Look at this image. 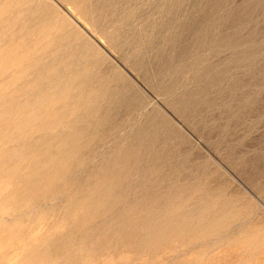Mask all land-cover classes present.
I'll list each match as a JSON object with an SVG mask.
<instances>
[{
  "label": "rangeland",
  "instance_id": "1",
  "mask_svg": "<svg viewBox=\"0 0 264 264\" xmlns=\"http://www.w3.org/2000/svg\"><path fill=\"white\" fill-rule=\"evenodd\" d=\"M4 1L0 121L23 123L0 124V264H264V0H28L44 19L55 18L49 28L58 31L44 29L47 37L60 39L50 36L52 42L38 23L17 21L14 7L26 0ZM59 43L79 47L92 64L89 75L106 80L109 95L98 104L110 115L96 106L93 116L73 113L72 93L52 94L43 100L50 108L39 106L37 85L44 78L34 77ZM19 105L32 112L25 115ZM17 107L19 113L13 112ZM44 109L52 111L43 114ZM150 119L162 129L152 149L158 159L153 169L163 172L147 175L151 192L158 186L157 193H169L176 184L201 187V201L223 202L217 215L230 220L221 218L195 236L148 241L142 254L133 240L119 236L117 224L112 227L118 232L105 228L112 219L106 206L87 202L101 198L94 193L99 181L117 186L106 178L108 167L115 168L109 163ZM74 121L77 127L67 125ZM66 136L70 143L60 144ZM52 154L54 163L48 162ZM143 164L144 170L150 167ZM138 180L132 177L136 187ZM134 187L130 192L121 187L118 194L142 199ZM225 202L232 207L224 208ZM246 231L249 236L240 235ZM234 236L250 245L241 246Z\"/></svg>",
  "mask_w": 264,
  "mask_h": 264
},
{
  "label": "bare ground",
  "instance_id": "2",
  "mask_svg": "<svg viewBox=\"0 0 264 264\" xmlns=\"http://www.w3.org/2000/svg\"><path fill=\"white\" fill-rule=\"evenodd\" d=\"M8 1V0H7ZM6 0L4 2H6L7 4L9 2H7ZM18 1V0H17ZM16 1V2H17ZM66 1V0H65ZM15 2V1H14ZM25 2V0H24ZM28 0H26V5H22L20 7V5H16V8L17 11L19 12L20 14V18L19 17H15L17 19V21L23 23V22H30L32 21L33 24H39L40 27L43 29L42 31H45V30H48V29H51L53 30L52 28H49L51 26V20L52 18H49L47 15H45V18L44 19V15L42 14L41 16V13L40 11L38 12L36 5H28ZM34 2V1H33ZM36 2V1H35ZM70 4L71 2L68 1ZM74 0H73V3L74 4ZM3 4V3H2ZM7 4H5L4 6H6L5 8L7 10H10L8 9V7L10 6H7ZM15 4H18L17 3H14V4H11L12 5V8ZM23 4V2H22ZM33 4V3H32ZM10 5V4H9ZM47 6V5H46ZM11 8V7H10ZM49 8V7H48ZM47 8V9H48ZM4 9V8H2ZM5 9V10H6ZM15 9V10H16ZM249 9V8H248ZM12 10V9H11ZM14 10V9H13ZM50 9H48L47 11H49ZM42 11V10H41ZM17 12V14H18ZM44 13V12H43ZM49 13V12H48ZM14 17V16H13ZM12 17V18H13ZM14 19V18H13ZM14 19V20H16ZM19 19V20H18ZM55 19V18H53ZM52 19V21H53ZM64 20V19H63ZM62 21V20H61ZM13 22V20H12ZM11 22V24H12ZM16 22V21H14ZM40 22V23H39ZM54 22V21H53ZM18 22H16L15 26H14V29L16 28V25H17ZM20 23V24H21ZM50 23V24H49ZM66 23V22H63V24ZM27 24V23H26ZM56 23H54L55 25ZM62 24V25H63ZM29 24H27L28 26ZM53 25V26H54ZM66 25V24H65ZM13 26V25H12ZM11 26V27H12ZM20 26V25H18ZM56 26V25H55ZM10 27V26H9ZM31 27V26H29ZM52 27V26H51ZM56 28L58 29V27H54V29L56 30ZM7 29V28H6ZM12 29V28H11ZM17 29V28H16ZM20 29V28H19ZM45 29V30H44ZM53 30V31H55ZM40 31V33L42 32ZM58 31V30H56ZM46 32V31H45ZM47 33V32H46ZM44 35V34H42ZM205 35V34H204ZM48 36V33L47 35L44 36V39L45 37L47 39L45 40H48L49 38V42H52L54 39L53 37L51 36V39L52 41H50V36ZM43 37V36H42ZM12 39V38H10ZM60 39L59 38H56L54 41H59ZM233 40V39H232ZM233 42V41H231ZM55 47L59 48H53L52 49V52L50 53V58H48L47 61H44L42 63L41 61V64L39 67H40V71L36 72V77H34L36 80H40L41 77L43 82H46L45 83V86H43V82L38 84L36 87H37V95H38V99L40 101H43L44 99L45 100H49V98L52 96V94H55L57 97H61V95L67 93V94H71V103L73 105L74 108H72L74 111L73 113H81V110H83L84 112V115L85 116H93L95 114V111H93L94 107L96 106L97 108H99L98 110H96L97 112L99 111L101 114H106V117H107V114L110 115V112L111 110L109 111L108 109H104L102 106H99V102L101 101L102 98L106 97V91L104 90L105 86L104 84L106 80H103V78L101 79H96L91 75H89V71H90V67H92V64H89L86 60L87 58L82 56L81 53H82V50L79 48V47H71L69 44H53ZM88 45V44H87ZM90 46V45H89ZM88 46V47H89ZM85 47V45H84ZM88 47H87V52H90L88 51ZM94 49V48H93ZM92 52V51H91ZM52 54V56H51ZM47 55V54H46ZM22 58H24L22 56ZM44 58V57H43ZM6 60V59H5ZM21 61V60H20ZM10 62V61H9ZM24 62V61H23ZM7 63V61H6ZM39 63V62H38ZM40 64V63H39ZM9 65V64H7ZM35 65H37L35 63ZM36 67V66H34ZM38 67V66H37ZM205 69V68H204ZM37 70V69H36ZM39 70V68H38ZM208 70V69H207ZM209 72V71H208ZM222 73V72H221ZM37 74H39V76H37ZM93 75V74H92ZM207 75V74H206ZM209 76V75H208ZM209 78V77H208ZM215 78V77H213ZM130 84V83H129ZM204 89V88H202ZM99 90L100 91H105V92H101L99 93ZM205 92V91H204ZM111 93V92H110ZM206 93V92H205ZM99 94V95H98ZM101 94V95H100ZM197 94H198V91H197ZM109 95V94H108ZM107 95V96H108ZM66 96V95H65ZM40 97V98H39ZM67 97V96H66ZM122 97V96H121ZM120 97V98H121ZM47 98V99H46ZM55 96L53 97V100H54ZM58 98V99H59ZM123 98V97H122ZM185 98V97H184ZM187 98V97H186ZM192 98V97H190ZM56 99V98H55ZM57 99V100H58ZM104 100V99H103ZM107 102L108 101V98L105 99ZM112 100V99H111ZM110 100V101H111ZM123 100V99H122ZM44 102V101H43ZM42 102V103H43ZM40 103V104H42ZM50 103L48 101V104L46 103V101L44 102V104H47V105H40L41 107H44L45 108H50ZM53 103V102H52ZM55 103V102H54ZM53 103V104H54ZM99 103V104H98ZM108 103V102H107ZM112 103V102H111ZM114 103V102H113ZM119 103V102H118ZM117 103V105H118ZM121 103V102H120ZM56 104V103H55ZM116 104V103H115ZM22 105V104H20ZM19 105V106H20ZM31 105V104H30ZM15 107V106H14ZM70 107V106H69ZM72 107V106H71ZM83 107V109L81 108ZM20 109H18V107L16 108V110H14V108H11L13 109V112L18 111L19 110H23L24 111V114H26V110H28V108H30V106L28 105V108L27 106H20L19 107ZM22 108V109H21ZM27 108V109H26ZM79 108H81L79 110ZM108 108H111L110 106ZM114 108V107H112ZM9 110V109H7ZM6 111V110H4ZM10 111V110H9ZM17 111V113H19ZM29 112L31 111V109L28 110ZM49 111H52L51 109L49 110H45L42 111V113H48ZM80 111V112H78ZM32 112V111H31ZM7 113V111H6ZM22 114V111L20 112ZM20 114V115H21ZM23 114V115H24ZM100 114V115H101ZM81 115V114H80ZM83 115V114H82ZM183 115V114H182ZM79 116V115H78ZM84 116V117H85ZM105 116V115H104ZM81 117V116H80ZM101 117V116H100ZM105 117V118H106ZM111 118V117H110ZM25 119V118H24ZM87 119V118H86ZM156 119V118H155ZM16 121V120H15ZM107 122V121H106ZM23 123V122H22ZM21 121H16V123H13L11 121H0V124H3V125H14L15 127V124H22ZM25 123V122H24ZM54 123V122H53ZM75 123V124H74ZM74 123L70 124L67 123V125L69 127H77L78 125V122L77 121H74ZM51 124V122H50ZM55 124V123H54ZM52 124V125H54ZM59 125V123H56ZM45 125V124H44ZM57 125V127H59ZM60 125H62L60 123ZM93 125V124H92ZM98 125V124H97ZM156 125V124H155ZM158 125V124H157ZM49 126V125H48ZM51 126V125H50ZM55 126V125H54ZM52 126V127H54ZM84 126V125H83ZM82 126V127H83ZM114 127V126H113ZM161 128V127H160ZM159 127H156L154 126L153 124V121L150 119L147 121L146 125L143 126L142 128H139L136 132H134L133 136L130 138V139H127L126 138V142L123 141V145L125 143L124 146V150H123V153L118 157V154L117 155H114V156H117L118 159L115 160L114 157L112 159V161L109 163V164H112L111 166L115 167L113 169H109L111 167H108L107 169V172H106V178H109V176H111L109 178V180L112 181V183L115 182V184L117 186L113 187L112 185H105L103 186V181H99L97 183V187L94 189V193L97 191V193L99 195H101V198L99 197V200H95L94 197L92 196H89L91 197L93 200H89L90 202H87V205L88 206H92V207H95V204L96 206L99 204V205H104V207L106 206V212L109 211V215L110 213L112 214L111 215V218H109V215H108V218L111 219V222H107L106 224L103 223V227L105 228H108L109 227H112V226H117V228L120 227L119 229V232L121 235L119 236H124L126 239H129V241L133 240V243L135 247H138L139 250L143 247L146 246L147 242L148 241H153L155 243H160L162 240L161 239H165L166 243L167 241L173 239V238H181V237H184L185 235V238L188 237L187 235H193L197 232H200L198 230H201V233L205 230V229H208L210 227H214L215 225L219 224V221L221 220V218H228L226 217L227 214L224 215V213L220 216V215H217L218 214V211L221 209V203L223 202H217L215 197L214 198H207L206 200L208 201V204H205L203 203L201 200L204 199V195L201 194V191L196 187V186H184L183 189L179 188L180 185L179 184H176L174 186V189L172 191H170L168 193L167 189L164 190V192H160V193H157V191L159 192V187H155V186H151V187H155L154 189V192H151L152 190H150V186L148 183H146L147 181V175H150L154 172H158L160 174V172L162 171H154L153 169V166L155 165V161L157 159V155L155 151H153L152 147L155 144V142L157 141L158 139V136L159 134L161 133L160 131L162 129H160ZM163 128V127H162ZM82 132V131H81ZM76 134V133H75ZM75 134H72V135H75ZM71 134H69L68 136H70ZM71 135V136H72ZM78 135V134H77ZM163 135V134H162ZM168 135V133H167ZM70 136V138H71ZM76 136V135H75ZM161 136V135H160ZM77 137V136H76ZM80 137V136H78ZM69 137L66 136V139L64 140H61L60 144L61 143H64L66 142L65 144L67 143H70ZM73 138V136H72ZM166 138V137H165ZM168 139L171 138V136L167 137ZM164 139V138H163ZM162 140V139H161ZM170 140V139H169ZM78 141V140H77ZM166 142L168 141L167 139L165 140ZM76 143V142H75ZM157 143V142H156ZM160 143V141H159ZM165 145V144H164ZM158 146V145H157ZM86 147V146H85ZM171 147V146H170ZM121 149V148H120ZM119 149V150H120ZM156 149V148H155ZM158 149V148H157ZM169 149V148H168ZM85 150V148H84ZM122 150V149H121ZM167 150V149H166ZM116 154V153H115ZM169 155V154H168ZM116 157V158H117ZM49 160L48 162H53L56 161V155H49L48 156ZM110 158V157H109ZM103 160V159H102ZM111 160V159H110ZM146 160H149L150 162H146ZM158 160V159H157ZM75 161V160H73ZM106 161V160H105ZM162 161V160H161ZM103 162V161H102ZM109 162V161H108ZM113 162L116 163V165L114 164L113 165ZM144 163H147L146 166H150L149 168H147L146 170L142 169L141 168V164ZM106 163V162H105ZM104 163V164H105ZM149 163V164H148ZM108 164V163H107ZM107 165L105 166H101V167H106ZM156 166V165H155ZM167 166V165H165ZM145 167V166H144ZM146 168V167H145ZM172 169V167H169ZM131 169V170H129ZM153 169V170H152ZM168 169V168H167ZM158 170V169H157ZM170 171V170H169ZM172 171V170H171ZM168 172V171H167ZM99 173V172H98ZM155 173V174H156ZM157 173V175H158ZM163 174V172H162ZM165 174V173H164ZM92 175V174H91ZM104 175V176H105ZM120 175V176H119ZM134 175H137V178L139 179L138 182L136 184H138V186L136 187L135 184L132 183V177ZM171 175V174H170ZM96 176V175H95ZM99 176V175H98ZM115 176V177H114ZM153 176V175H152ZM163 176V175H162ZM93 177V176H92ZM119 177L118 180L122 181H117V178ZM151 177V176H150ZM165 177V176H164ZM101 178V177H99ZM136 178V177H135ZM156 178V177H155ZM167 178V176L165 177ZM163 178L162 180L164 181ZM91 179V178H90ZM169 179V178H168ZM93 180V179H92ZM105 180V179H104ZM167 180V179H165ZM106 181L108 182V180L106 179ZM117 181V182H116ZM125 181V182H123ZM140 181V182H139ZM160 181V180H159ZM110 182V181H109ZM122 183V184H120ZM126 183V188H124L125 190H129V189H133V186L134 187V190L135 188H137L139 190V192L143 193L142 195L143 196H140L142 197L139 198L140 200H125V198H123L122 195L118 194L119 193V189L121 191V187H122V190L123 189V185ZM111 184V183H110ZM151 184V183H150ZM92 185V184H91ZM154 185V184H153ZM159 185V184H158ZM173 185V184H171ZM179 185V186H178ZM185 185L184 183L182 184V186ZM194 185V184H193ZM132 186V187H130ZM178 188H175L177 187ZM125 187V186H124ZM165 186H163L164 188ZM168 187L170 188V186L168 185ZM90 188V187H89ZM167 188V187H166ZM172 188V186H171ZM170 188V189H171ZM92 189V187H91ZM202 189V188H201ZM92 191V190H91ZM130 192V190H129ZM203 192V191H202ZM206 192V190H205ZM197 193H199L200 195H197ZM157 194H160V197L158 198L159 195ZM206 195H208L207 193H205ZM211 194V193H210ZM209 194V195H210ZM213 194V193H212ZM119 195V196H118ZM205 195V196H206ZM132 196V194H131ZM138 196V195H137ZM196 197V198H195ZM113 198V199H112ZM217 198V197H216ZM112 199V200H111ZM215 199V200H214ZM87 200V199H86ZM111 200V201H110ZM218 200V198H217ZM88 201V200H87ZM195 203V202H198V203H195V204H191V202ZM206 201V202H207ZM222 201V200H221ZM225 201V200H224ZM228 201V200H227ZM127 203V205L125 206L124 204ZM190 203L191 205L188 206L187 204ZM230 203V202H229ZM98 205V206H99ZM226 205H230L229 207H232L231 206V203L230 204H227V202H225L224 204V208L227 209L228 206ZM83 206V205H82ZM86 205H84L85 207ZM111 206V208H110ZM119 206H121L123 209L121 210V207H120V212H118V208ZM83 207V208H84ZM89 207V208H90ZM99 207H102V206H99ZM109 207V210L107 209ZM129 207V209H128ZM87 208V207H86ZM125 208H127L128 210H125ZM93 209V208H92ZM85 210V209H83ZM88 211V209H87ZM222 211V210H221ZM232 211V209H231ZM222 212H225L222 211ZM129 213V215H128ZM135 215H139L138 217L136 218H133L131 219L129 216L134 214ZM138 213V214H136ZM227 213V211L225 212ZM107 214V213H106ZM115 216H114V215ZM230 215L228 216H231V212H229ZM133 215V216H135ZM211 215V217H210ZM103 217V214L101 215ZM113 216V217H112ZM100 217V216H99ZM101 217V218H102ZM132 217V216H131ZM232 217V216H231ZM107 218V219H108ZM130 218V219H129ZM106 219V218H105ZM108 219V220H109ZM229 219V218H228ZM233 219V218H232ZM227 220V219H226ZM230 220V219H229ZM106 222V221H105ZM117 224V225H116ZM226 226V225H225ZM219 227V226H218ZM227 227V226H226ZM114 230L116 228L112 227ZM223 228V227H222ZM241 228V227H239ZM244 228V227H243ZM211 229V228H210ZM228 229V228H227ZM226 229V230H227ZM233 229V228H232ZM256 229V228H254ZM254 229L252 231H254ZM101 230H104V229H101ZM112 232L113 230L110 229ZM242 230V229H241ZM239 229V231H241ZM106 231V230H105ZM117 231V229H116ZM231 231V229H230ZM238 231V232H239ZM248 231V230H247ZM246 231V232H247ZM250 231V230H249ZM251 231V232H252ZM118 232V231H117ZM217 232V231H216ZM228 232V230H227ZM256 231H254L255 233ZM104 233V232H103ZM217 233H221V232H217ZM217 233H212L215 235V237H217ZM230 235L228 237H231V232H229ZM236 233V232H235ZM253 233V234H254ZM100 234V233H99ZM108 234V233H106ZM228 234V233H226ZM248 232L246 234H242V232L240 233V235L242 236H247ZM251 234V233H250ZM104 235V234H102ZM114 235V234H113ZM117 235V234H115ZM221 235V234H220ZM238 235V234H237ZM90 236V235H89ZM118 236V235H117ZM195 236V235H193ZM203 236V235H202ZM211 236V235H210ZM233 236V235H232ZM249 236V234H248ZM163 237V238H162ZM204 237V236H203ZM213 237V236H212ZM226 237V238H228ZM236 238L240 237V236H234ZM120 238V237H119ZM206 238V237H205ZM219 239L220 236L218 237ZM233 240V243L237 240H239V238L236 240ZM244 241H242L241 237V241H239L240 243L241 242H245V238L242 237ZM253 238V237H252ZM122 239V237H121ZM120 239V240H121ZM126 239L123 238V240L125 241ZM229 240L228 241H232L233 237L228 238ZM248 239V238H247ZM116 240V239H115ZM175 240V239H174ZM128 241V240H126ZM164 241V240H163ZM216 241V240H215ZM222 240H220L221 242ZM248 241H252V240H248ZM122 242V241H121ZM173 242V240H172ZM170 242V243H172ZM179 242V241H178ZM238 242V241H237ZM111 243V242H110ZM118 243V241H117ZM120 243V242H119ZM126 245L128 244V242H124ZM239 243V245H240ZM249 242H247L246 244L248 245ZM252 243V242H251ZM121 244V243H120ZM131 244V243H130ZM169 244V243H168ZM168 244H165L167 246H169ZM209 244V242H208ZM244 245L243 243H241V246L244 245V246H247V245ZM178 245V244H176ZM250 245V243H249ZM248 245V246H249ZM254 245V243H253ZM252 245V246H253ZM132 245V247H134ZM166 246V247H167ZM101 247V246H100ZM141 247V248H140ZM158 247V246H157ZM238 247V246H237ZM256 247V245H255ZM137 248V249H138ZM155 248V247H154ZM152 248V249H154ZM170 248V247H169ZM242 249L244 247H241ZM248 248V247H246ZM251 248V246H250ZM128 249V247H127ZM126 249V250H127ZM136 249V251H137ZM168 249V248H167ZM249 249V248H248ZM247 249V250H248ZM135 250V248H134ZM138 250V251H139ZM143 250V249H142ZM148 250V249H147ZM176 250V249H175ZM153 251V250H151ZM167 251V250H166ZM246 251V250H245ZM130 252V251H128ZM140 252L143 254V252L140 250ZM234 252V251H233ZM118 253V252H117ZM138 253V252H137ZM140 253V254H141ZM253 253V252H252ZM255 253V252H254ZM148 254V253H147ZM150 254V253H149ZM123 255V254H122ZM135 255V254H134ZM152 255V254H151ZM241 255V254H240ZM124 256V255H123ZM122 256V257H123ZM155 256V255H154ZM243 256V255H242ZM252 256V255H250ZM255 255H253L254 257ZM129 258V257H127ZM152 258V257H151ZM248 260L251 261L250 258H247ZM241 261V260H240ZM113 262V260H109L108 261V264H111ZM246 262V261H245ZM249 262V261H248ZM246 262V263H248ZM244 263V262H243ZM250 264V262H249ZM257 264V263H256Z\"/></svg>",
  "mask_w": 264,
  "mask_h": 264
}]
</instances>
